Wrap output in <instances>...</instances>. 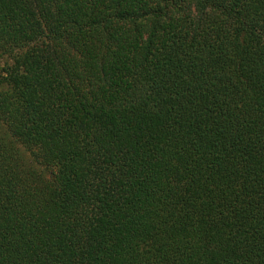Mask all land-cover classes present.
I'll use <instances>...</instances> for the list:
<instances>
[{"label": "trees", "instance_id": "obj_1", "mask_svg": "<svg viewBox=\"0 0 264 264\" xmlns=\"http://www.w3.org/2000/svg\"><path fill=\"white\" fill-rule=\"evenodd\" d=\"M0 264H264V0H0Z\"/></svg>", "mask_w": 264, "mask_h": 264}]
</instances>
